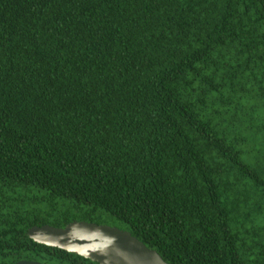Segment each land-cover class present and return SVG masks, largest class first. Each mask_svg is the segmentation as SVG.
<instances>
[{"label": "trees", "instance_id": "1", "mask_svg": "<svg viewBox=\"0 0 264 264\" xmlns=\"http://www.w3.org/2000/svg\"><path fill=\"white\" fill-rule=\"evenodd\" d=\"M74 221L264 264V0H0V264Z\"/></svg>", "mask_w": 264, "mask_h": 264}, {"label": "water", "instance_id": "2", "mask_svg": "<svg viewBox=\"0 0 264 264\" xmlns=\"http://www.w3.org/2000/svg\"><path fill=\"white\" fill-rule=\"evenodd\" d=\"M29 236L38 243L77 253L100 264H170L129 230L108 224L74 221L66 227L33 226ZM16 264H45L24 260Z\"/></svg>", "mask_w": 264, "mask_h": 264}]
</instances>
